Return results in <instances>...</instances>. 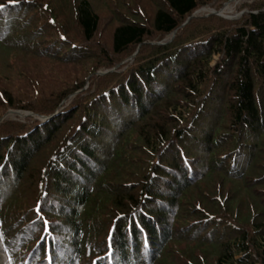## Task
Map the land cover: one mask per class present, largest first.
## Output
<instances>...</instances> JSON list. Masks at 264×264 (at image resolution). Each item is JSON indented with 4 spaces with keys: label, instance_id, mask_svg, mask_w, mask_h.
Listing matches in <instances>:
<instances>
[{
    "label": "trees",
    "instance_id": "1",
    "mask_svg": "<svg viewBox=\"0 0 264 264\" xmlns=\"http://www.w3.org/2000/svg\"><path fill=\"white\" fill-rule=\"evenodd\" d=\"M106 1L0 0V119L73 96L0 124V203L36 184L0 213V264H264V3L224 29L183 26L218 0ZM18 56L33 102L10 96Z\"/></svg>",
    "mask_w": 264,
    "mask_h": 264
},
{
    "label": "rangeland",
    "instance_id": "2",
    "mask_svg": "<svg viewBox=\"0 0 264 264\" xmlns=\"http://www.w3.org/2000/svg\"><path fill=\"white\" fill-rule=\"evenodd\" d=\"M69 1V0H68ZM113 1H115V4L113 3ZM107 0L106 4H108L110 7L113 8V5H117L119 2H127L128 4L130 3V5L134 6L136 9L137 8H142L143 11L146 12L147 16H150V14L153 11V6H156V3L158 2V0ZM92 3H95V0H92ZM259 3H264V0H218V1H214L209 5H213V6H209V5H201L199 4L197 10L192 14L191 17H189L184 23L183 26H185L187 23H189L191 20H197V19H206L208 20V18L210 17H216L218 19L212 20V24L215 25H220L222 27L228 28V24L224 23L223 21H227V22H235L237 23L238 21L241 20V18L244 17V15L248 12L251 11V8L256 6ZM99 8V7H98ZM96 8V9H98ZM202 10H206L203 11ZM199 13V14H197ZM107 11H102L99 13L100 16V24H99V34L101 33V41L104 44L103 46L105 48H107V46H109V39H108V35L107 34L109 32V30H111L114 27V24L111 25L112 22H109V15L107 16ZM211 24V25H212ZM208 23H204L202 21H197L194 26L198 27V26H202L205 27L207 26ZM174 36V35H173ZM172 36V38H173ZM171 38V39H172ZM156 40V39H155ZM23 56H18L15 60V62H11L7 67L9 69V73H11L10 78H7L8 80H10V87L8 86V89L12 90V93L10 94L11 97L14 96L13 99H16L14 102L15 103H26L28 101L33 102L35 99V96H33V90L31 88V83L30 82H25L26 80L29 81V79L31 78L29 75H27V72L30 71V66L32 65L31 60L21 58ZM133 57V56H132ZM218 58L214 57V61H216ZM120 64H125L128 59H120ZM4 61L1 62V65L4 66ZM16 65V69H15V65ZM215 63L213 62L212 65H214ZM0 65V82L3 86L7 87V83H5V81H3V79H5V77L2 76V74L4 73L1 69ZM40 67H42L41 69H43V65L41 64ZM66 73H64L63 75H67L68 78H71L73 81L74 80H83L85 82V88L87 86H89V79L94 78L92 75H90L87 79V77H84L85 73L82 71H80V69L78 67L73 68V67H67L66 68ZM37 71H41V70H37ZM111 70H100L96 73L97 77H100L102 75H105L106 73L110 72ZM113 71V70H112ZM105 72V73H104ZM23 73V74H21ZM98 73H104L102 75H98ZM30 75H32V73H29ZM34 78H43L40 77L39 74H35V76H33ZM3 81V82H2ZM5 87V88H6ZM73 99V96H70L64 100H62L57 109L54 111V113L50 116H43L40 114H36V113H32L29 111H25V110H16V109H8L3 113V116L7 113V112H19V113H31V116H24V117H20L18 116V114L13 113L10 114L7 118H5L4 120L1 121L0 124H2L3 122H7L9 120H18L21 121L22 123H32L33 121H38L41 123H45L46 121L50 120V118H52L53 115L57 114L60 110L61 107H66L68 105L69 102H71V100ZM2 116V117H3ZM1 117V118H2ZM46 119V120H45ZM260 153V152H259ZM248 158V157H247ZM245 166V165H243ZM253 168V166H252ZM203 170L202 167V163H200V171ZM250 176L249 177H254L256 176V172H249ZM32 174L34 176V171L32 172V170H28L27 174H26V179L23 182L24 184H21V188L24 189L26 188V191L20 192V190H18V193L21 194V198L18 195H14V193L9 196L8 198V202H12V200H14L15 202H20L22 200H29V198H32L35 190V183L32 182L30 183L31 178L34 180V178L32 177ZM35 177V176H34ZM256 182V181H255ZM34 183V184H33ZM25 185V187H24ZM20 188V189H21ZM25 201V202H26ZM8 202L4 203L1 202L0 203V213H2L3 211L5 212H9L10 209L13 206L14 203H11V205H7ZM18 207H21V202L19 203ZM4 212V213H5ZM17 214H19V212H16ZM21 213V212H20ZM20 215V214H19ZM2 237V236H0Z\"/></svg>",
    "mask_w": 264,
    "mask_h": 264
},
{
    "label": "water",
    "instance_id": "3",
    "mask_svg": "<svg viewBox=\"0 0 264 264\" xmlns=\"http://www.w3.org/2000/svg\"><path fill=\"white\" fill-rule=\"evenodd\" d=\"M105 73V72H104ZM104 73H98V75H102V74H104ZM13 113H16V114H18L19 115V112H7L1 119H0V123H1V121L2 120H4L5 118H7L10 114H13ZM25 116H31L32 114L31 113H28V112H25V113H23ZM46 120V119H45Z\"/></svg>",
    "mask_w": 264,
    "mask_h": 264
},
{
    "label": "bare ground",
    "instance_id": "4",
    "mask_svg": "<svg viewBox=\"0 0 264 264\" xmlns=\"http://www.w3.org/2000/svg\"><path fill=\"white\" fill-rule=\"evenodd\" d=\"M203 11H206V10H202V12ZM197 14H199V13H197ZM18 116H20V117H24L25 115L24 114H22V113H19V115Z\"/></svg>",
    "mask_w": 264,
    "mask_h": 264
},
{
    "label": "snow or ice",
    "instance_id": "5",
    "mask_svg": "<svg viewBox=\"0 0 264 264\" xmlns=\"http://www.w3.org/2000/svg\"><path fill=\"white\" fill-rule=\"evenodd\" d=\"M0 7H2V6H0ZM37 211H39V210H37Z\"/></svg>",
    "mask_w": 264,
    "mask_h": 264
}]
</instances>
